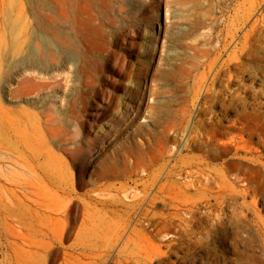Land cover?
Segmentation results:
<instances>
[{"label":"rangeland","instance_id":"rangeland-1","mask_svg":"<svg viewBox=\"0 0 264 264\" xmlns=\"http://www.w3.org/2000/svg\"><path fill=\"white\" fill-rule=\"evenodd\" d=\"M65 3L0 0V264H140L145 242L170 250L157 264H264L261 201L253 231L243 232L236 251L219 238L210 245L204 238L203 247L171 249L166 245L177 237L174 224L160 223L156 234L136 220L126 221L129 206L158 172L153 193L158 189L162 197H179L173 165L200 154L181 151L175 159H162V127H171L169 133L176 136L168 148L183 149L199 119L214 113L227 127L234 118L235 109L222 117V104L204 99L225 61L239 58L242 67L231 72L238 79L226 88L229 74L223 72L213 90L221 91L225 104L237 90L259 106L257 121L263 125L264 94L258 102L252 97L264 89V0H132L116 13L111 27H99L83 0L72 3L69 24ZM24 21L27 39L18 51L14 39ZM134 26L139 36H131ZM123 60L129 62L125 77L118 76ZM107 98L112 108L96 121L91 108L106 105ZM201 107L209 108L208 116L199 115ZM12 156L17 162L15 196L9 182ZM133 164H148L150 177L141 179ZM165 172H170L168 179H163ZM35 183L51 199V209L32 205ZM192 191L185 194L196 197ZM159 209L163 205L153 207L156 213ZM194 221V236L204 237L206 220L198 216ZM184 241L187 245L189 238Z\"/></svg>","mask_w":264,"mask_h":264},{"label":"bare ground","instance_id":"bare-ground-1","mask_svg":"<svg viewBox=\"0 0 264 264\" xmlns=\"http://www.w3.org/2000/svg\"><path fill=\"white\" fill-rule=\"evenodd\" d=\"M74 1L75 0H66V3H65L64 16L69 24L71 23L72 16H73L72 15V3ZM83 1L86 2L88 9L90 8L91 11H93V13L95 14L94 15L92 13L95 16L93 18H96L97 21L99 22V25H100L99 27L101 26L111 27V25L116 22V17H115L116 13L122 12L121 10L123 6L126 5V2H129L132 0H83ZM260 5H261V2L259 3L258 6L260 7ZM19 14H20V20H23L22 10H20ZM24 24H25V21L21 25L22 26L21 32L17 33V36L14 39V42L16 43V47L18 51H21L24 48L23 46L27 39ZM70 27L68 28L69 30L71 29ZM53 31H56V30H53ZM68 31H65L66 37L69 36V34L67 33ZM132 32H133V35L132 33H130L132 37L139 34L138 27L134 26ZM55 35L56 34H54V36ZM66 39L69 40L70 38L68 39L67 37ZM244 44L245 45L247 44V40H245ZM65 46L69 49V44L66 45L65 43L64 47ZM132 47L136 48L137 45L134 43L132 44ZM254 57H257V55H254ZM238 59H236V61L229 60L230 62L225 61L224 63L221 64L219 69L214 73L211 79V82H210V87L207 89L206 95L204 98L205 100L209 98V101L211 103H214V104L221 103L222 104L223 106L222 114H221L222 117L226 116L228 112H230L231 110L233 109L236 110L234 118L230 121V124L227 127H223L222 118L218 117L214 113L211 114L212 116L210 118L206 117L210 113L209 108L206 109V108L201 107L199 110V115L205 116L206 118L205 120L199 119L197 121L196 126H194L195 129L192 132L193 134L188 138L187 143L184 145L183 149H180L181 145H180V148H178L179 146L175 145L174 143H173L174 145L172 148H168L170 140L176 136L174 135V137L172 138L171 134L169 133L170 130L168 128H171V127L169 126L162 127L164 128L162 131V134L164 135V138H165V142L163 145V154L166 155L164 157L162 154V159H166L167 157L174 158L175 156L180 154L181 151L183 152L196 151L200 153L197 156H192L190 160L186 156L181 157L173 165V170H175L174 176L176 177L175 182L178 185L179 189H181L180 193H178L177 195L179 197L177 198L175 197L176 199L169 198V197L168 198L162 197L160 196L159 190L157 188H156L157 191L153 193L152 187L156 185L155 184L156 179L159 177V172H158V174L153 175L150 186L149 185L146 186L144 190L142 188L143 190L142 196L139 199L135 200V202L129 206L128 208L129 210L126 212V217H127L126 221L130 223L132 220H136L137 223L141 224L145 230L149 231V228H153V231L155 230L156 234H157L156 231L159 230L158 227L160 223H163V222L165 223L166 221L171 224H174L177 227V237L175 236L176 237L175 240L167 239V242L171 243L169 245H166V247L168 248H171V249L176 248L178 250H181V249H186V246H187L189 249H193L190 247V245L194 244V247H195L201 244L203 247L204 245L202 242L204 238L207 241L206 243L207 245L211 244V243L208 244L210 240L213 241L214 238H219V239H223L222 241H225V240H227L226 242L230 241L232 243L230 245L231 249L236 251L237 246H239L240 243L243 242L242 241L243 232L250 233V231H253L252 230L253 226L251 223H255L256 220L259 218L258 216L259 211L256 208L257 202L261 201V203L263 204L262 210H264V122H263V125L259 126V123L257 121V115L262 114V113L258 109L259 106H257L256 104L254 106V103L249 104L246 98L240 97V95H237V90L230 93L229 98H228L230 103L225 104L226 102L220 99L221 91H215L212 88L213 84L218 80V78L223 72H226V73L228 72L229 74L227 78L226 88H228L230 83L231 84L236 83V79L238 78H236V76L232 74L231 72L232 70H236L237 68L242 67V63H240ZM127 63L129 62H126L125 60L122 61V64H121L122 68L120 67L122 69V72L119 73L118 76H122V77L127 76L128 74V71L126 68ZM119 81L120 80L117 79L116 82L120 83ZM204 89H205V86H204ZM244 89H245L244 92L247 93V90H248L247 87H244ZM260 94L261 95L264 94V89L260 91H256L254 96L252 95L253 96L252 100L254 102H258L257 98L259 97ZM111 99L109 100V98H107L106 100H108V102L104 106L99 105L95 108L93 107L91 108L92 110L91 116H93V118H95L96 121L97 119L104 117L107 114V112H109V110L112 108L113 100ZM262 107H264V103ZM195 109H196V106H195ZM160 113L162 114V112ZM135 120H136V116L131 117L130 119L126 120L128 121L126 126L132 124ZM93 124L95 125V123ZM228 135L230 136L227 137ZM219 138H226V140L221 141ZM175 140H178V139H175ZM229 154H230V157L223 159L224 156L229 155ZM140 157H143V155L141 154ZM174 159H171V160H174ZM11 165L12 167L10 168L11 169L10 172L13 174V177L9 181L12 186L10 193L11 195L15 196L16 187H17V182L15 180L17 162L14 156L11 157ZM133 165H135V170L136 169L139 170V171L137 170L139 172L137 175H139L140 172L142 173V176L141 174L139 175L141 179H143V177L149 176L148 175V168H149L148 164H144V165L143 164L141 165L133 164ZM170 172H172V170H170ZM170 172L168 173L165 172L166 174L163 176V179H168ZM134 173L135 172H132L131 175H134ZM35 175H37V172L35 173ZM188 190H193L196 193V197L187 196L185 193ZM247 199H250V200L247 201ZM175 201H177L178 205H174ZM158 204H161V207L163 205V209H159V210H163L161 213H156L153 211V207ZM32 205L35 207L36 210L38 209L42 211L51 209V205H52L51 199L37 188L36 183H35V191H34V195L32 199ZM184 206L186 207L189 206V208L182 209V207ZM184 213L189 216L184 217L186 216V215H183ZM198 216H199V219L204 218L206 220L209 230H207V232L206 230H204L206 232V233L204 232L205 233L204 237L196 238V236H194V232L191 230L193 228L191 227H192V224L196 222L194 220H196V217ZM125 219L126 218H124V220ZM143 221L146 222L145 225L143 224ZM169 223H166V224L169 225ZM131 224H134V223L131 222ZM163 227L164 226H162V228ZM199 229L201 228L199 227ZM200 232L201 231H199V233ZM118 236H121V235H118ZM246 236L248 235L246 234ZM161 237H164V236H161ZM185 238H189V243L187 245H186V242L184 241ZM244 240H246V238ZM149 241L151 240H148V242ZM152 244L154 243L148 244L147 242H145L144 245L142 246L143 249L142 248L141 249L143 252H141V254L139 255V260H137L140 264L142 263H146V264L156 263L157 264L159 260L163 261L167 258L170 250L163 252L164 248L162 249L163 250L162 251L159 245L156 246ZM132 245H134V243ZM136 245L137 243L134 246ZM139 247H141V245ZM99 257H102L101 253Z\"/></svg>","mask_w":264,"mask_h":264}]
</instances>
